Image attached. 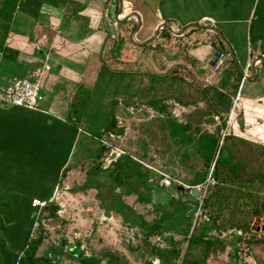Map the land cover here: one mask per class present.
I'll use <instances>...</instances> for the list:
<instances>
[{"label":"trees","instance_id":"obj_1","mask_svg":"<svg viewBox=\"0 0 264 264\" xmlns=\"http://www.w3.org/2000/svg\"><path fill=\"white\" fill-rule=\"evenodd\" d=\"M111 1L113 2L112 22L117 24L115 19L117 1ZM260 1L257 0L253 15ZM45 5L62 11L60 28L68 27L71 23L78 24L77 40L99 30L97 24L100 17L98 15L92 18L85 14V0L23 2L0 0V75L13 79L24 78L27 74V66L18 61V57L21 54H40V51L36 52L35 46L48 45L45 35L42 37L40 35L47 34L49 30L54 34L57 29L49 19H43V15L40 14ZM92 20L97 23L94 29L90 28ZM20 25L29 26V29L23 30L19 28ZM134 29L135 24L129 29L117 30L114 38L109 32L106 34L98 55L100 66L95 72L93 83L91 86L79 85L70 99L67 121L76 131L80 129V134L87 139L85 142L76 139L71 141L69 155L64 160L58 181L59 188L66 174L77 165H85L90 168L89 170L100 173L107 180L112 191L122 190L120 195L113 192L107 202H104L103 198H98L101 209L106 215L117 214L124 224L136 229L142 238V246L147 249L151 258L158 260L159 264H207L209 259L218 253L217 250H224L221 239L213 236L214 233L220 232V227L222 230L229 228L235 232L236 235L230 238L234 247L233 252L239 263L245 264L246 260L242 259L243 256L247 257L251 254V250L264 246V238L249 229L251 222L236 223L234 220L236 204L231 198L235 196L236 201V193L241 191L238 189L236 192L239 186H257L264 189V145L255 144L233 133L234 139H231L246 150L244 154L238 155L229 146L230 135L221 138L220 131L225 127L224 118L231 110L238 86L246 79L242 81V76L228 56L226 74L222 73L214 86L207 85L200 90L193 89L185 79L176 75L127 70L128 66L136 63L139 51L128 39L129 33ZM44 30L45 32H42ZM159 38L170 40L171 35L164 31ZM215 38L218 46L224 50L216 36ZM15 40L18 42L16 43ZM156 41L158 40L156 39L146 48H141L139 52L157 48V44L153 45ZM106 50L112 61L119 66L118 69H112L104 62ZM131 53H134V56ZM256 79L257 75L253 80ZM168 100L174 101L180 107L194 106L195 109L185 115L184 121H179L169 111L166 104ZM120 103L125 107L132 104L148 107L162 117L163 128L175 147L183 150L191 148L196 153L204 170L189 182L190 186L205 183L211 169L209 177L214 184L208 186V195L203 205L210 210L212 216H204L205 221L198 217L193 224L194 213L187 215L180 205L174 203L170 205V212L165 213L161 210L158 219L148 221L123 203L122 197L135 196L138 204H149L152 191L149 185L151 173L142 170V166L128 155L116 158L106 168L102 167L109 152L102 138L106 135L121 136L124 133V129L117 125L115 117L116 106ZM198 103L205 106L204 111L197 107ZM235 112L232 111L230 120L235 119L240 125L242 118ZM205 118L211 120L217 118L220 124L212 132L204 130L201 122L202 120L208 122ZM93 141L101 142L102 145L99 143L97 148H92ZM248 155L252 157L249 158ZM181 156V160H184L185 155L181 154ZM84 189L98 190V183L94 179H89L83 185L82 190ZM182 192L179 191V194ZM187 195L190 199H195L190 194ZM263 207L264 204L260 202L259 206L251 211V219L261 215ZM58 211L59 206L56 202L46 203L40 210L37 209L35 235L28 237L24 250L17 255L7 246L3 232L18 219L15 218L16 214L10 205H0V264H35L41 260L38 250L42 242L52 236L51 231L45 227V222L59 221ZM160 237L163 245L151 243L152 238ZM62 240L64 247L73 251V256L79 264L101 263L100 259L86 256L79 249V243L71 246L67 245L65 239ZM241 244L243 248L240 247ZM103 256L105 264L117 262V258L111 253H105Z\"/></svg>","mask_w":264,"mask_h":264},{"label":"rangeland","instance_id":"obj_2","mask_svg":"<svg viewBox=\"0 0 264 264\" xmlns=\"http://www.w3.org/2000/svg\"><path fill=\"white\" fill-rule=\"evenodd\" d=\"M107 18L109 19V17ZM180 37L179 39L158 40L153 44H157V48H150L141 53L139 52L140 49L146 48V46H135L139 49L136 63L126 69L141 73L176 75L185 79L193 89L198 90L207 85L214 86L218 77L222 73L226 74L228 64L224 63L218 67L207 64L208 53L213 43L212 39H214L213 34L201 28H196L189 30ZM210 37L211 39L208 40ZM245 38L248 42V48L253 49L257 42L264 45V0L260 1L253 17L252 14L250 15ZM186 42L196 43L195 46L198 47L201 57L206 59L203 61L204 65H199L188 57L186 50L190 45ZM217 48L219 47L217 46ZM131 54L134 56V53ZM105 57L104 62L108 67L118 69L119 66L112 61L108 50H106ZM99 66L100 60L96 59L92 67L94 74L87 81L88 86L93 83L95 71L97 72ZM256 73V80L247 78L239 84L236 97L232 100L231 110L228 116L224 118L226 121L225 127L220 131L221 138L230 135L229 146L238 155L244 154L246 150L232 140L234 139L232 138L233 133L255 144L264 145V67H258ZM50 96L49 93H44L43 97L45 100H49ZM260 97L262 101H255L257 103L252 104V100L249 101L247 114L242 110V102L247 101L245 98L256 100ZM166 104L171 114L179 121H184L185 115L192 113L195 109L194 106L180 107L172 100H168ZM236 105L238 106L235 107ZM197 107L204 111L205 106L202 103H198ZM254 108L255 110H253ZM232 111H236L235 114L242 118V124H236L235 119L230 120ZM115 117L117 125L124 129V133L121 136L106 135L102 138L105 147L109 149L102 167L106 168L114 161L109 162L106 160L110 155L113 159L128 155L142 166V170L151 173L149 179L152 191L151 203L138 204L135 196L122 197L123 203L148 221L158 219L161 210L165 213L170 212V205L174 203V205H180L187 215L194 213L193 224L198 217L205 221L204 216H212L210 210L203 205V201L208 195V186L214 184L209 177L211 169L205 183L196 186L189 185V182L204 170L203 164L191 148L183 150L172 144L163 128L162 117L146 106L132 104L125 107L121 103L116 106ZM205 120L208 122L202 120L201 127L207 131H214L220 124L217 118L212 120L205 118ZM79 135L76 140L85 142L87 138L81 134ZM99 143L102 145L101 142ZM99 143L93 141L92 148H97ZM181 154L185 155L184 160H181ZM248 157L251 158L252 155H248ZM89 169L85 165H77L63 178V183L56 193V198L62 203L58 211L61 221L45 222V227L51 231L52 237L64 236L63 239L66 240L67 245L71 246L79 243V249L86 256L100 259V264L106 262L103 256L105 253H111L117 258V262L113 264H159L158 260L151 258L147 249L142 246V238L138 235L136 229L124 224L122 218L117 214L110 213L106 215L101 209L98 198H103L104 202H107L113 192L120 195L122 190L112 191L107 180L100 173ZM42 174V172L29 173L30 179L28 182L26 181L27 184H35L36 182V184L41 185V180L39 181L37 178L41 179ZM163 176L169 177L171 186L160 188V183L164 179ZM89 179H94L98 183V190H82L83 185ZM15 186L17 187V185ZM16 187L3 189L1 196L6 199L11 198V196L15 197L16 203H13L10 207L12 211L15 210V218L18 221L16 220L10 228L7 227L4 230L3 237L11 252L19 255L24 250L28 237L35 235L37 211H30L26 204L22 202L25 196H16L18 194ZM193 189H199L200 192L199 197L194 200L187 195ZM238 189H241V191H238ZM26 190L38 193L36 188H26ZM179 191H183L182 194H179ZM237 191L236 201L235 196L231 198V201L236 204L234 220H236V223L251 222L249 229L264 238V232L259 230L264 228V207L261 215L251 219V211L259 206L260 202L264 204V189L257 186H239ZM11 200L13 201V198ZM219 230L220 232L214 233L213 236L221 239L224 250H217L218 253L211 257L207 264H241L234 255V247L230 242V238L236 235L235 232L229 228L222 230L220 227ZM49 239L42 242L38 251L42 259L35 264H79L73 256V251L64 247L62 238L55 242ZM150 241L153 244L163 245L161 237L152 238ZM242 245H240L241 248H243ZM194 253L196 254V252ZM49 254H52L56 260H48ZM243 257L242 259L246 260L245 264H264V246L251 250L250 255Z\"/></svg>","mask_w":264,"mask_h":264},{"label":"crops","instance_id":"obj_3","mask_svg":"<svg viewBox=\"0 0 264 264\" xmlns=\"http://www.w3.org/2000/svg\"><path fill=\"white\" fill-rule=\"evenodd\" d=\"M256 2L257 0H121L119 18L125 19L131 15L138 17L140 27L134 34L137 42L150 39L162 23H167L173 30H181L201 23V29L211 32L210 24L207 22L209 21L222 33L236 57L238 66L243 69L248 61L264 57V45L257 42L253 49L248 48L245 38L247 22L251 14L253 17ZM85 5V14L88 17L93 18L99 15L98 24L94 20L90 23L92 29L97 24L98 31L77 40L78 24L71 23L68 27L60 28L62 11L45 5L40 14L43 15V19H49L56 27V32L52 34L49 30L47 34L40 35V37L45 35L48 39V45L42 43V46H35L36 52L40 51V54H21L18 57V61L27 66L26 76L44 64L49 66V70L43 74L40 86L43 96L44 93H49L51 96L49 100L43 99L39 105V111H31L0 101V205L16 203L14 196H11L12 201L11 198L2 197L1 192L3 189L13 186L15 188L17 185L16 196H25L22 202L30 211H37L31 206L33 200L41 203L56 202L58 206H62L56 198L59 189L58 181L64 160L69 155L71 141L80 136V129L76 131L67 121L70 99L76 88L81 84H87L89 77L94 74L92 67L94 61L98 59L106 34L129 29L135 24L134 19H127L125 22L116 20L121 26L113 23L111 0H85ZM19 28L26 30L29 26L20 25ZM164 31L167 30H161L157 40H165V38H159ZM169 34L171 39L181 38ZM212 34L214 39L207 57V64L210 65H213L214 53L227 54L225 49L224 51L218 46L216 35ZM115 35L113 33L111 37L114 38ZM210 39L211 37L208 38ZM15 42L17 43L18 40ZM186 43L190 45L186 50L188 57L199 65H204L203 61L206 59L201 57L198 47L195 46L196 43ZM224 63L227 64V61ZM259 63L255 65V73L251 80L257 75V68L264 67V64ZM12 79L13 77L0 75V90H4ZM245 99L247 101L242 102L241 107L246 114L249 110V101L252 100V104L262 101L261 97L256 100ZM33 172L43 173L41 179L37 178L41 180V185L36 182L27 184L30 179L28 175ZM26 188H36L38 193L32 190L25 191ZM13 211L15 213V210ZM58 216L60 218L59 214ZM61 238L64 236L59 238L51 236L49 240L55 242ZM52 254L48 255V260H56ZM38 256L41 257L39 253Z\"/></svg>","mask_w":264,"mask_h":264},{"label":"built area","instance_id":"obj_4","mask_svg":"<svg viewBox=\"0 0 264 264\" xmlns=\"http://www.w3.org/2000/svg\"><path fill=\"white\" fill-rule=\"evenodd\" d=\"M26 1V0H20ZM227 54L214 53L213 55V65L221 66L227 59ZM216 60V61H215ZM250 61H248L242 69L243 76L242 81L247 79L250 72ZM49 70V66L44 64L41 68L30 72L25 78L17 79L14 78L10 84L0 92V101L7 102L17 107H22L31 111H39V105L43 101L44 97L41 93L40 81L43 77L45 71ZM109 158L106 160L111 162L115 158ZM164 179L161 181V187H169L171 181L168 176H163ZM46 203H41L37 200L31 201V206L40 210ZM243 246V245H242Z\"/></svg>","mask_w":264,"mask_h":264},{"label":"water","instance_id":"obj_5","mask_svg":"<svg viewBox=\"0 0 264 264\" xmlns=\"http://www.w3.org/2000/svg\"><path fill=\"white\" fill-rule=\"evenodd\" d=\"M116 1H117V16H116V20L118 22H125V21H127V19H132V20L134 19V21H135V29L129 34V37H128L129 42L132 45H134V46H147V45L152 44L156 40V38L159 35V33L161 32V30H163V29L167 30L169 33H171L172 35H174L176 37H180V36L184 35L185 33H187L189 30L201 27V23H199V24L190 25V26L185 27L184 29H181V30H173L167 23H162V24H160L158 26L157 30L155 31V33L153 34V36L150 39H148L147 41H144V42H136L134 40V34L140 27V21H139L138 17H136V15H131L130 17H127L125 19H120L119 18V14H120V11H121L122 3H121V0H116ZM207 22L210 24V29L209 30L218 37L219 41L221 42V44L223 45L224 49L226 50L228 57L235 64L239 74L241 76H243L244 73H243L242 69L238 66L236 57H235V55H234L229 43L226 41V39L224 38L222 33L217 28H215L209 21H207ZM263 61H264V57L255 58V59H253L251 61V63H250L251 75H249L247 77L248 79H252L253 78L254 73H255V70H254L255 69V65L257 63L263 62ZM190 195L193 198H198L199 195H200L199 189L191 190L190 191ZM259 230L264 232V228L259 229Z\"/></svg>","mask_w":264,"mask_h":264}]
</instances>
